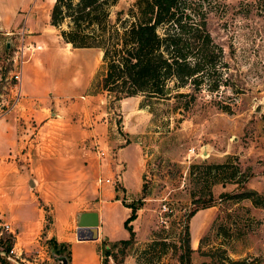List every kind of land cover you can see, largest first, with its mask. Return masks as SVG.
<instances>
[{
    "label": "rangeland",
    "instance_id": "rangeland-1",
    "mask_svg": "<svg viewBox=\"0 0 264 264\" xmlns=\"http://www.w3.org/2000/svg\"><path fill=\"white\" fill-rule=\"evenodd\" d=\"M52 1H38L34 16L40 22V33L54 42L60 38L57 29L48 23ZM132 1L118 0L113 11ZM216 1V9L207 14L206 27L222 49L226 84L216 92L196 93L187 109L175 106L171 97L144 101L134 95L113 100L97 85L101 61L94 50H86L81 56L84 64L77 65L78 86L86 80L85 71L99 65L86 90L98 92L96 96L101 95L102 102L90 110V117L96 122L103 119L108 125L103 143H90L94 154L109 160L108 172L99 171L94 184H102L96 182L98 176H108L112 180L109 184L118 188L120 203L133 201L138 206L130 221L133 241L127 248L120 250L116 245L112 248L114 254L105 257L102 240L99 242L98 253L104 264H178V245L186 221L194 264L208 261L206 253L214 246L224 248L232 258L264 255V204L256 205L248 198L220 199V192L236 191V184L213 182L214 166L208 172L204 167L229 159L240 171L249 173L246 186L264 197V1ZM20 32L0 33V109L11 103L15 79L10 55ZM124 145L128 146L121 148ZM202 149L206 154H200ZM128 155L133 157L132 162H128ZM120 172L130 173L135 183L136 178L139 180L137 192H124L118 182ZM208 189L211 205L197 208L188 217L195 207L192 200L206 199ZM42 208L47 225L52 211L47 204ZM119 209L108 207L107 228L118 237L109 241L128 235L122 220L129 207L124 217ZM46 241L40 239V258L35 264L55 262L48 246H44Z\"/></svg>",
    "mask_w": 264,
    "mask_h": 264
},
{
    "label": "crops",
    "instance_id": "crops-1",
    "mask_svg": "<svg viewBox=\"0 0 264 264\" xmlns=\"http://www.w3.org/2000/svg\"><path fill=\"white\" fill-rule=\"evenodd\" d=\"M38 1L0 0V33L21 30L26 42L41 44L22 64L19 101L0 116V223H8L6 232L13 235L12 261L35 264L40 239L52 237L68 243L67 264H101L99 242L118 238L107 228L108 207L120 208L122 217L128 208L120 203L118 188L94 184L99 171L108 172L109 160L94 154L90 143L102 144L108 125L90 117L102 102L98 92L86 90L99 65L85 71L79 86L77 65L84 64L86 50H94L96 59L101 51L73 47L60 36L50 41L34 16ZM118 182L129 194L139 190L130 173L120 172ZM43 204L52 211L47 225ZM90 210L97 213V225L78 227V212Z\"/></svg>",
    "mask_w": 264,
    "mask_h": 264
},
{
    "label": "trees",
    "instance_id": "trees-1",
    "mask_svg": "<svg viewBox=\"0 0 264 264\" xmlns=\"http://www.w3.org/2000/svg\"><path fill=\"white\" fill-rule=\"evenodd\" d=\"M118 0H53L48 23L59 36L73 47H92L101 51V76L97 85L113 100L140 95L141 100L174 99V105L187 109L196 93L216 92L225 83L222 77L224 62L222 49L206 27L207 14L216 9V0H133L125 8L113 11ZM260 4L264 0H252ZM113 12V16H111ZM170 88V93L165 92ZM141 106V102L140 105ZM214 166L213 182L236 184V191H222L218 197L248 198L256 205L264 204V197L246 186L249 173L239 170L229 159L205 164L208 172ZM206 199L192 200L189 217L199 207L211 205L208 189ZM129 212L122 220L128 235L115 241L102 240L103 254L112 248H127L134 232L130 221L138 206L125 203ZM202 236L198 248H201ZM12 233L0 236V250L7 252L12 245ZM48 248L69 258L68 243L47 239ZM178 264H194L190 259L188 222L183 225L179 242ZM209 260L197 264H264V255L232 258L219 246L209 248ZM112 254H114L112 252ZM18 261V260H17ZM20 262V261H19ZM1 264H16L0 255ZM105 260H101L104 264Z\"/></svg>",
    "mask_w": 264,
    "mask_h": 264
},
{
    "label": "built area",
    "instance_id": "built-area-1",
    "mask_svg": "<svg viewBox=\"0 0 264 264\" xmlns=\"http://www.w3.org/2000/svg\"><path fill=\"white\" fill-rule=\"evenodd\" d=\"M19 34H21V36L19 37L18 43L15 45V48H14V50H12V54L10 55V60H11V63L14 67L13 77L15 79V82L13 83V94H12V98H11V103H10V105L5 107L4 109H0V115L2 113L8 112L18 102L19 97H20L19 77H20V71H21L22 64L24 61H26L30 57V55L32 54V52H34V50L41 48V44H36V43L30 44L29 42H26L23 38V35H22L23 31H21ZM96 182H98V183H104V182L111 183L112 180L109 179L108 177L103 178V177L98 176L96 178ZM9 229H10V227H9L8 223H6V222L0 223V233H2V231H9ZM7 253L9 255L15 254L12 245L7 250Z\"/></svg>",
    "mask_w": 264,
    "mask_h": 264
},
{
    "label": "water",
    "instance_id": "water-1",
    "mask_svg": "<svg viewBox=\"0 0 264 264\" xmlns=\"http://www.w3.org/2000/svg\"><path fill=\"white\" fill-rule=\"evenodd\" d=\"M170 88H166L165 92L167 94L170 93ZM201 154H206L205 149H202ZM76 225L77 226H89L94 227L97 225V213L96 211L90 210V211H80L78 212L76 216ZM94 236V235H93ZM0 255L5 256L8 259H11L10 255L4 251L0 250ZM51 255L54 259V264H66L67 263V257L65 254L62 253H56L54 251L51 252ZM16 264H23L22 262L15 261Z\"/></svg>",
    "mask_w": 264,
    "mask_h": 264
},
{
    "label": "bare ground",
    "instance_id": "bare-ground-1",
    "mask_svg": "<svg viewBox=\"0 0 264 264\" xmlns=\"http://www.w3.org/2000/svg\"><path fill=\"white\" fill-rule=\"evenodd\" d=\"M201 154V153H200ZM202 155V154H201ZM78 227H82V226H78ZM88 227V226H87Z\"/></svg>",
    "mask_w": 264,
    "mask_h": 264
},
{
    "label": "flooded vegetation",
    "instance_id": "flooded-vegetation-1",
    "mask_svg": "<svg viewBox=\"0 0 264 264\" xmlns=\"http://www.w3.org/2000/svg\"><path fill=\"white\" fill-rule=\"evenodd\" d=\"M62 254H64V253H62Z\"/></svg>",
    "mask_w": 264,
    "mask_h": 264
}]
</instances>
